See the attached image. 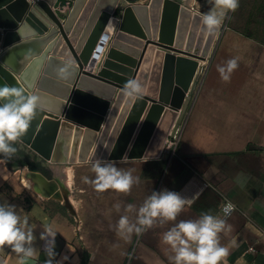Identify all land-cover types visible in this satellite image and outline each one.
<instances>
[{"label":"crops","instance_id":"obj_1","mask_svg":"<svg viewBox=\"0 0 264 264\" xmlns=\"http://www.w3.org/2000/svg\"><path fill=\"white\" fill-rule=\"evenodd\" d=\"M129 1L147 4L149 0ZM175 1L197 14L207 13L214 6V0ZM71 10L64 7L61 12L69 15ZM86 10L85 2L72 22L70 31L79 32L75 42L72 41L74 45L82 39L88 26L90 17L79 23ZM89 14L91 16V11ZM60 22L64 24L63 20ZM116 22V18L111 19L105 29L110 39L116 36ZM31 31L30 29L28 34L20 35L12 30V41L7 47L6 36L0 37V55L10 47L32 40ZM48 32L37 36L43 38ZM120 44L129 46L126 41H121ZM110 47L109 43L105 46L98 60V65H101L95 66L93 74L103 69L107 60L104 52L108 53ZM45 48L41 53L33 54H30L34 51L32 46L25 48L20 59L32 55V60L40 59L48 49ZM156 50L159 51L160 48ZM49 52L46 62L42 64L40 76L47 69L50 57L60 62L69 60L67 53H60L57 57L53 55L54 50ZM171 54L189 58L173 52ZM70 58L72 59L71 55ZM231 58H237L239 66L232 72L230 80L224 81L217 67ZM152 62L153 69L151 68L148 81L152 78L155 86L160 80L157 74L161 75L162 67L156 65L154 60ZM113 63L125 67L119 61ZM203 63L207 66L204 81L192 96L177 153L170 156L164 147L161 157L157 159L105 161L116 163L118 168L131 170L134 176L140 178V182L134 184L128 193L112 189L97 191L92 183L95 173L92 171L91 161L53 165L18 140L12 142L18 154L7 156L0 153V203L15 205L21 216L28 218V227L33 235L31 244L36 252L25 259L24 264H174L171 260L174 252L169 245L163 243V233L180 220L197 219L202 212L219 216L220 206L225 202H231L236 207L235 212L227 219L230 227L220 234V243L230 248L228 264H264V0H240V6L227 14L207 59L199 62L198 69ZM60 66L51 67L49 80L52 81L47 83L44 91L47 96L64 105L70 96L72 84L77 83L78 77L77 72L74 74L71 71L68 79H61L57 74ZM73 66L78 68V64ZM108 72L120 76L117 70ZM16 78L29 95L35 94L40 79L35 89L30 91L22 84L19 76ZM87 85L88 88L82 86V92L108 102L101 127L95 133L89 155L91 158L97 150L105 126L111 122L114 108L116 107V114L102 151L110 143L111 135L122 117L121 124H126L136 102L131 100L129 104L128 97H124L118 103L120 89L116 90L92 79ZM86 104L87 109L99 113L100 104L95 101H86ZM77 105L81 106V103ZM98 113L93 112L97 116ZM49 114L46 113L45 120H56L55 115L52 118ZM58 118L59 121L64 120L62 115ZM68 121L75 126L73 138L78 127L86 130L85 124H80L75 119ZM121 127L119 131L122 130ZM115 145L116 141L113 145L111 143L110 153ZM150 150L148 148L146 152ZM2 156L9 158V165ZM16 160L35 162L45 170L47 174H43L55 180L67 192L74 214L63 206L61 200L45 197L42 184L41 188L34 189L36 193L25 192V186L19 181L17 173L20 169L25 171L29 168L16 163ZM29 172L31 173L30 170ZM85 177H88L87 182ZM153 190L177 191L194 202L186 205L175 221H162V218H158L152 227L139 235L133 233L128 240L118 236L115 225L121 215H128L133 222L136 220L135 211L125 212L126 205L131 203L138 208ZM116 203L121 205L119 211L114 207ZM48 228L56 235L54 245L49 243L46 250L47 242L51 239L47 237ZM42 234L45 235L42 237ZM18 256L9 246L0 247V264H19Z\"/></svg>","mask_w":264,"mask_h":264},{"label":"water","instance_id":"obj_2","mask_svg":"<svg viewBox=\"0 0 264 264\" xmlns=\"http://www.w3.org/2000/svg\"><path fill=\"white\" fill-rule=\"evenodd\" d=\"M2 1L4 0H0V3ZM85 2L87 10L79 23H83L85 18L90 19L82 39L74 45L79 32L75 30L72 33L71 25ZM131 3L129 0H7L0 4V25L3 29L0 37L6 36L5 47L12 41V30L20 35L28 34L30 29L32 30V40L14 48L10 47L0 55V85H13L29 95L16 76L20 77L22 84L30 91L35 89L40 79L35 92L39 98L35 118L18 141L50 164L69 165L84 163L85 160L94 162L96 159H157L161 157L171 131L174 129V132L185 120L199 62L207 59L217 33L207 34L201 24L200 15L178 1L149 0L147 4H137V1ZM64 7L72 9L69 15L62 14ZM113 18L117 19L114 31L116 36L110 39L105 29ZM60 20H63L64 24ZM46 32L48 34L43 38L37 36H43ZM121 41H126L129 46L121 45ZM108 43L111 47L108 53L104 52L107 60L103 69L93 74ZM30 46L34 48L30 54L41 53L45 47L48 49L40 59L32 60L33 55L20 59L21 52ZM157 48L160 50L157 51ZM53 50L54 56L67 53L69 60L60 62L50 57L47 69L43 76H40L42 64L46 62L49 51ZM171 52L189 58L176 57ZM153 60L156 65L162 67L161 75L157 74L160 80L155 86L152 78L148 81L151 68L153 69ZM113 61L124 63L125 67L117 66ZM66 62L71 63V71L74 74L77 72L78 81L72 84L70 96L63 105V102L47 96L44 88L52 81L49 80L51 67L62 66ZM76 64L78 68L73 66ZM112 69L117 70L120 76L108 72ZM129 78L140 80L146 87V93L134 99L128 97L129 104L131 100L136 104L124 126L121 124L123 117L119 120L110 143L102 151L116 114V107L114 108L111 122L105 126L97 150L89 158L95 133L101 127L108 102L88 92H82L81 88H88L87 84L92 79L116 90L120 89L117 99L120 103V100L127 97L124 87ZM110 96L108 95L109 98ZM86 101L100 104L99 113L87 109ZM77 103H81V106ZM93 112L98 113V116ZM46 113H50L49 117L52 118V115H55L56 120H45ZM61 115L63 121H59L58 117ZM74 119L80 124H85L86 130L78 127L73 138L75 126L68 120ZM165 125L167 126L164 127ZM115 141V148L110 153L111 143L113 145ZM148 148L151 150L146 152ZM31 172L45 181L48 196L64 201L65 207L74 214L73 206L63 187L40 171Z\"/></svg>","mask_w":264,"mask_h":264},{"label":"clouds","instance_id":"obj_3","mask_svg":"<svg viewBox=\"0 0 264 264\" xmlns=\"http://www.w3.org/2000/svg\"><path fill=\"white\" fill-rule=\"evenodd\" d=\"M240 6V0H214V6L207 13H200L201 24L207 34L218 33L229 12ZM238 59L231 58L224 65L217 67L220 77L229 81L232 72L238 68ZM71 63L66 62L57 69L61 79L71 76ZM146 91L145 85L138 79H129L124 87V94L129 98H137ZM39 106V98L35 94L26 95L21 89L10 85H0V153L11 156L16 152L12 142L17 141L29 129L35 118ZM84 163H88L87 160ZM95 178L92 181L97 191L109 189L120 193H128L134 184L140 182L131 170L118 168L114 162L96 159L91 164ZM88 181V177L84 178ZM192 199L182 196L173 190H153L143 203L137 208L134 204H127L125 212H136L135 222L128 215H121L115 228L118 236L128 240L132 234L139 235L153 226L158 218L162 221H175L186 205H191ZM120 210V203L114 205ZM234 205L231 202L222 203L220 211L225 218L202 212L197 219L180 220L163 233V243L169 245L174 252L171 260L174 264H228L227 257L230 248L220 243V234L227 231V217L231 216ZM28 218L22 217L16 206L0 203V247L9 246L17 254L19 264L32 257L36 249L32 246L31 228ZM27 228V230H26ZM45 234H42V237ZM56 233L47 229V242L54 245ZM233 245L235 241L232 242Z\"/></svg>","mask_w":264,"mask_h":264},{"label":"built area","instance_id":"obj_4","mask_svg":"<svg viewBox=\"0 0 264 264\" xmlns=\"http://www.w3.org/2000/svg\"><path fill=\"white\" fill-rule=\"evenodd\" d=\"M206 70H207V66L205 65V63H203L200 66V68L198 69L197 73H196V78H195V83H194V89H193V92H192V96H193V94L196 93V91L202 85V83L204 81L205 74H206ZM183 124H184V121L178 126V128L174 132H173V130H174L173 129L171 131V133L169 134V137H168V139L166 141L165 151L170 156L175 155L177 153V151H178V148H179L180 142H181L182 133H183ZM235 210H236V207H234L232 214L235 212ZM232 214H231V216H232ZM219 216L221 218H225L224 214L221 211H220ZM231 216L227 217L226 219L230 218Z\"/></svg>","mask_w":264,"mask_h":264},{"label":"bare ground","instance_id":"obj_5","mask_svg":"<svg viewBox=\"0 0 264 264\" xmlns=\"http://www.w3.org/2000/svg\"><path fill=\"white\" fill-rule=\"evenodd\" d=\"M0 29H2L1 25H0ZM2 32V30H0ZM1 34V33H0ZM24 181L25 183L30 187V188H33V189H38V188H41V184L43 186V189H44V193H45V197H49L51 198L50 196H48L46 194V191H45V181L37 174H33L32 172L30 173L28 169H25L24 171Z\"/></svg>","mask_w":264,"mask_h":264},{"label":"trees","instance_id":"obj_6","mask_svg":"<svg viewBox=\"0 0 264 264\" xmlns=\"http://www.w3.org/2000/svg\"><path fill=\"white\" fill-rule=\"evenodd\" d=\"M15 154H18V153L15 152ZM19 155L23 156V154H19ZM1 158L5 159L9 165V158L7 156H2ZM15 162L22 165V166H27L30 171H33V172L40 171L44 174H47V172L45 170L41 169L35 162H26L24 160H16Z\"/></svg>","mask_w":264,"mask_h":264},{"label":"rangeland","instance_id":"obj_7","mask_svg":"<svg viewBox=\"0 0 264 264\" xmlns=\"http://www.w3.org/2000/svg\"><path fill=\"white\" fill-rule=\"evenodd\" d=\"M17 177H18V179H19V181H21V184L23 185V186H25L24 188H25V192H27V191H29V192H31V193H36V190H34V189H32V188H30L26 183H25V181H24V170H19L18 171V173H17ZM63 202V206L65 207V204H64V201H62ZM66 208V207H65Z\"/></svg>","mask_w":264,"mask_h":264},{"label":"flooded vegetation","instance_id":"obj_8","mask_svg":"<svg viewBox=\"0 0 264 264\" xmlns=\"http://www.w3.org/2000/svg\"><path fill=\"white\" fill-rule=\"evenodd\" d=\"M6 1H7V0H4V1H2L1 3H4V2H6ZM1 3H0V4H1Z\"/></svg>","mask_w":264,"mask_h":264}]
</instances>
